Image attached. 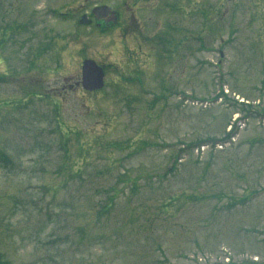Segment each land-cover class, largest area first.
<instances>
[{
    "label": "rangeland",
    "instance_id": "rangeland-1",
    "mask_svg": "<svg viewBox=\"0 0 264 264\" xmlns=\"http://www.w3.org/2000/svg\"><path fill=\"white\" fill-rule=\"evenodd\" d=\"M254 262L264 0H0V264Z\"/></svg>",
    "mask_w": 264,
    "mask_h": 264
},
{
    "label": "water",
    "instance_id": "water-1",
    "mask_svg": "<svg viewBox=\"0 0 264 264\" xmlns=\"http://www.w3.org/2000/svg\"><path fill=\"white\" fill-rule=\"evenodd\" d=\"M116 16L114 12L111 11L109 7L103 6L98 7L93 10V15L96 20H105L107 23H116L117 17L115 19L108 20V15ZM80 24L88 25L87 17L83 16ZM82 75H81V85L84 91L89 93H95L102 91L105 87V72L92 60H86L82 64Z\"/></svg>",
    "mask_w": 264,
    "mask_h": 264
},
{
    "label": "flooded vegetation",
    "instance_id": "flooded-vegetation-1",
    "mask_svg": "<svg viewBox=\"0 0 264 264\" xmlns=\"http://www.w3.org/2000/svg\"><path fill=\"white\" fill-rule=\"evenodd\" d=\"M154 0H141V2H146V3H150V2H153ZM113 11H115L117 13V22L115 24L113 23H107L106 21H94V20H91L92 23H90L89 26H95L96 30L99 32H101L102 34H105L107 32H109L110 30H112L114 27H116L121 18H122V14L120 11L112 8ZM90 19H93V17H90V14L88 15ZM111 19H115V16H112V15H109L108 16V20H111Z\"/></svg>",
    "mask_w": 264,
    "mask_h": 264
}]
</instances>
